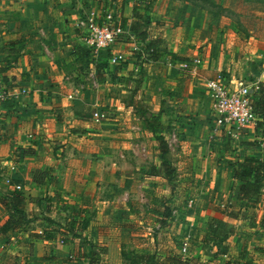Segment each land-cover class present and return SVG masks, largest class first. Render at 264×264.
Returning a JSON list of instances; mask_svg holds the SVG:
<instances>
[{
    "label": "crops",
    "instance_id": "crops-1",
    "mask_svg": "<svg viewBox=\"0 0 264 264\" xmlns=\"http://www.w3.org/2000/svg\"><path fill=\"white\" fill-rule=\"evenodd\" d=\"M119 2L123 17L133 24V2ZM165 2L178 14L172 20L159 15ZM117 3L104 16L105 6L99 0H0V91L8 92L0 103V198L14 189H24L26 197L37 198L45 185L54 183L67 194L76 193L79 200L92 199L97 222L112 223L120 208L126 220L133 216L143 220L154 211L144 207L145 196L140 201L134 198L133 189L139 184L142 191L153 189L154 183L146 177L151 174L147 160L150 151H160L144 144L139 148L132 137L144 130L149 112L160 110L166 102L169 106L161 111L160 119L171 122L172 128L164 134L170 146L164 158L185 171L183 177L189 176L188 181L198 185L195 194L200 195L187 211L188 225H194L192 239L200 236L198 223H206V217L213 223L224 220L237 228L228 243L223 241V249L239 252L234 260L223 252L220 263L264 264V229L252 228L251 213L230 202L240 185L232 165L248 156L264 160L263 118L259 116L247 127L239 142L233 141L225 131L216 129L214 102L206 87L220 73L229 86L244 82L253 93L264 84V0H162L154 13H148L152 17L144 29L147 41L135 39L143 45L154 44L158 58L152 62L139 60L132 51H106L98 58L78 51L84 44L77 20L93 10L104 20L118 21ZM235 14L238 22L230 19ZM235 21L238 28L233 32L230 27ZM222 23L227 29L219 27ZM114 53L126 55L115 66L109 63ZM96 111L105 115L102 122L95 121ZM137 130L141 132L137 134ZM170 131L178 134L176 146L169 145ZM117 152L120 156L125 153L126 158L110 159ZM158 160L155 169L164 170L160 156ZM262 194L253 215L257 223L264 214V187ZM116 199L123 206L118 208ZM215 201H228L227 213L215 209ZM0 210L4 222L7 217L3 219L1 203ZM158 220L156 227L161 230ZM177 220L168 229L188 227ZM243 227L253 231L242 232ZM36 242L51 248L54 240ZM113 246L109 244V248ZM216 249L214 243L197 246L194 252L190 248L192 260L211 264L208 254Z\"/></svg>",
    "mask_w": 264,
    "mask_h": 264
},
{
    "label": "rangeland",
    "instance_id": "rangeland-1",
    "mask_svg": "<svg viewBox=\"0 0 264 264\" xmlns=\"http://www.w3.org/2000/svg\"><path fill=\"white\" fill-rule=\"evenodd\" d=\"M129 1L133 2V7L137 4L139 6L140 12L146 11L144 16L150 18L152 16H148V13H154L155 7L157 6L158 9V6H160V4L157 3H161L162 0ZM169 1L170 0H168V2ZM147 5L148 8L146 7ZM177 7H179V3H177ZM159 15L162 17L167 16V19L170 20H172L174 16H178V14H176V10H174L171 4L168 6V3L166 2L161 5V11L159 12ZM240 15V18L242 19V14ZM97 19L101 21L104 20L102 17H98ZM230 19H233L234 21L238 19V16H236V14L231 15ZM236 21L238 22V20ZM236 21L234 23L231 22L230 28H232L233 32L237 30H235V28H238ZM258 24L259 23H256L253 25V27L257 28ZM219 27L227 29L226 27H223V23ZM125 38H128L129 40L122 39L118 41L110 51H133V45L136 43L139 44L138 41L132 40L133 38L129 37V35ZM242 41H246L245 38L242 39ZM80 47L81 50L78 49V51H86L87 49L90 50L84 45ZM249 78H251V76ZM161 105L162 106L160 110L154 109L156 112H149L150 119H148V121H143L142 126L144 130H141L142 132L137 130V134L140 132L141 134H138L136 137H132V142L134 144H138L139 148H141L144 144L146 147L148 146V148L155 147V149H159L160 151V146L162 145L158 137H163L168 145L169 137L167 139L164 134L168 135L167 130H171L172 126L171 122L168 120L160 119V113H163L161 111L167 110L169 104L163 102ZM167 123H170V125ZM170 132L171 135H169V145L176 146L178 134L176 131ZM174 135H176V141L172 142ZM169 151L170 150L168 149V152ZM119 152L113 153L110 159H113L114 161L124 160L126 158L124 157L126 154L121 153L120 156ZM150 152L151 154H149L147 163L149 166V172L152 175L150 174V176L146 177L149 178V180H152L154 183L151 186L153 191H142V188H140L141 184H139L133 189L135 194L132 195L134 198H138L140 201L141 197L144 198L145 196L146 200L144 207L148 205L149 207L151 206L150 209H156L160 206L164 199L167 200L172 196L175 197L178 206L180 205L181 201L186 199V197L190 196L189 199H194V197L198 199V196L200 195L195 194L198 185L188 181L189 176L186 178L183 177L185 171L175 164V173L172 174L171 180H168L164 172L165 170L159 171L154 167V165L160 161L158 159L159 156L161 158V152L159 153L160 155L156 151ZM144 159L142 160L143 162ZM192 178L196 180L198 179L196 176H193ZM45 186L46 190H43L44 193L38 194L39 196L37 198H31V196H27V216L24 221V228L21 231L11 233L8 236H3L0 234V264H89L90 262H88L87 256L91 255L92 251H96L98 255V257L96 255L95 258L97 259L93 261V264H111L110 258L114 261V264H133L132 262L134 258L136 257L139 259V257H141L144 252H149L155 255L157 258V264H161L162 262L167 261L169 254L176 255L181 251V245L186 236L185 232L188 228L186 226V230H184L185 228L182 226L175 228L174 231H172V227L169 229L167 227L159 230L156 227L158 224L157 219L159 218L156 216L155 212L151 211L148 212L149 215L144 217L143 220L138 216H133L131 221L126 220L127 218L123 216L124 210L119 207L123 206V203L121 201L119 203L117 200L118 198L116 199V203H119L117 207L120 209L115 212L118 215L112 217V223L110 221L102 220L97 222L95 221L97 217V209L92 199L85 200L82 198L79 200L76 193L73 192V194H67L63 187L59 188L58 185L54 183H49ZM120 188H123V185H121ZM22 191H24V189H22ZM123 191L124 190L121 189L120 195L124 194L122 193ZM1 200L2 199L0 198V201ZM213 205L216 206L215 209H217L219 212L223 210L226 211L227 207L229 206L228 201H221L219 203L215 201L213 202ZM222 205H226V208L222 207ZM197 209L199 211L200 208L197 207ZM179 211H177V214H173L174 220L181 218V213ZM2 214H4V212ZM6 217L7 215L5 214L3 219ZM86 217L90 220V222L86 229L83 230L84 219ZM141 217L143 216L141 215ZM238 217L239 216H236L232 219L235 220V218ZM48 219L53 221V224L49 225V228L52 227L55 232H60L56 234V239L54 240L51 248H44V244L36 242L34 236L36 234L41 235V232L43 233L45 229L43 228V224H50ZM206 219L208 220L206 223L202 225L200 222L198 223L200 230L198 229L197 234L200 236L195 238L194 235L192 239L193 245L191 244L192 252L195 251L197 246H202L205 243L213 240L215 236H213L210 230H213L215 233L219 232V234L222 235L221 237H224L225 235V242L227 241V243L236 232L235 229L237 227H230V224L224 220L223 222H219L220 220L216 219L218 223H213L209 217H206ZM177 221L182 224H187L190 220L188 218V214H186L184 219L181 218ZM206 226L208 228L207 230L209 231L208 233L211 234L206 232ZM246 230L247 229L243 227L242 232H246ZM247 231H250L251 233L253 230L248 229ZM242 232L238 231V234ZM216 241L217 240H215L213 243L216 246L217 251L215 253L208 254V256H212L211 264H221L219 256L223 252L229 253L232 260H234L239 250L228 247L223 249V242ZM111 243L114 246H117L109 248V244ZM108 253L110 254L108 255ZM193 254L188 256L187 261H191V264H203L200 261H193ZM44 257H47V260H45ZM197 260H199V258H197ZM257 263L258 261H251L245 264Z\"/></svg>",
    "mask_w": 264,
    "mask_h": 264
},
{
    "label": "trees",
    "instance_id": "trees-1",
    "mask_svg": "<svg viewBox=\"0 0 264 264\" xmlns=\"http://www.w3.org/2000/svg\"><path fill=\"white\" fill-rule=\"evenodd\" d=\"M124 1L125 0H123V2ZM202 1L208 2L209 0H202ZM99 2L105 6L104 16L109 14L112 4L114 2H118L119 3V4L117 3L118 14H120V17L118 18L119 19L118 23L125 30L127 31L130 30L132 35L136 36V38L139 41H147L148 34H147V30L144 29H146L147 25L149 24L148 23L149 17L148 18L144 17L143 13L140 12L139 6L137 4L134 5V9H133L134 23L132 24V21L130 19L123 17V5L121 4V2H119V0H99ZM146 7L148 8V5ZM146 46L148 48L155 49L156 52H155L154 60H157L158 53H157V49L154 47V44L149 43ZM79 50H81V48ZM105 52H101L100 56ZM85 54L87 57H89L91 54H93V52L87 49L85 51ZM104 66L106 67V64H104L102 67ZM252 96L254 100L255 111L259 116L263 118V122H264V84L260 86V90L258 92L252 93ZM258 125H260V123ZM158 139L160 140L162 145L160 146L161 158L163 163L162 167L165 170L164 172L168 180H171L172 174L175 173L174 165H172L171 162H169L164 158L165 155L168 153L169 147L163 137H158ZM232 168L234 171V178L238 182H240L239 183L240 185L236 187L235 193L232 194L230 198L231 204L236 203L241 208L242 211L246 210V214L251 213L249 220L252 221V223L250 222V224L253 226L252 228L258 227L260 229H264V214L261 216L259 223H257L253 218L254 210L259 206L260 198L262 196V188L264 187V160H261L256 157L248 156L245 158V160L242 163L233 164ZM189 197H186L184 201H181L180 205L178 206L175 197L172 196L169 197L167 200L164 199L159 207L153 209L156 216L160 220L158 221L162 228H167L169 226V223H171L174 220L173 214L176 209L180 210L181 218L183 219L185 218V215L187 214L188 211V201L191 200L189 199ZM26 199L27 197L25 195V192L22 191V189L21 190L14 189L13 191L8 192L5 195V197L0 201L1 205L3 206L6 212L5 214L7 215V219L4 222L1 221L2 224L0 226L1 235H6L11 231H16V232L21 231L24 228V221L27 216ZM221 212L224 214L227 213V211L224 210ZM48 222L50 224L48 225L43 224V228H45L43 233H41V235L36 234L34 236L36 241H43V240L53 241L56 239V234L59 233L60 231L55 232V230L52 229V227L49 228V225H52L53 221L48 219ZM89 222L90 220L86 217L84 219L83 230L86 229ZM213 236H215L213 240L207 243L211 244L215 242V240H217L216 242H223L225 241L226 238L225 236L221 237L214 234ZM96 255H97L96 251H92L91 255L87 256L88 262L93 264V261L97 259L95 258ZM169 255L167 261L162 262L161 264H191V261H187V260L185 261L180 253L176 255H171V254ZM135 258L132 262L133 264H157V258L155 257V255L149 252H144L143 255L139 257V259L138 258L135 259ZM44 259L47 260V257H44Z\"/></svg>",
    "mask_w": 264,
    "mask_h": 264
},
{
    "label": "built area",
    "instance_id": "built-area-1",
    "mask_svg": "<svg viewBox=\"0 0 264 264\" xmlns=\"http://www.w3.org/2000/svg\"><path fill=\"white\" fill-rule=\"evenodd\" d=\"M75 2H86L87 0H70ZM99 16L95 11L91 10L87 15H84L76 22V27L80 32L82 43L87 46L95 58H98L101 52L110 51L118 41L129 37L135 40L134 36L128 30H125L118 21L112 18L106 20H98ZM136 41V40H135ZM132 54L142 61L152 62L155 57V49L148 48L143 44H134ZM126 55L124 53H114L109 59V63L113 66L119 65L124 61ZM201 61L196 60L199 64ZM185 68L189 67L185 63ZM208 92L214 102L215 110V126L217 130L225 131L226 135L235 142H239L242 138L244 130L251 124H255L259 115L254 108V100L252 89L244 82H239L235 87L229 86L225 80V75L220 73L215 79H210L206 82ZM8 93V92H7ZM7 93L0 91V103L6 100ZM96 122H102L105 115L101 111L94 113ZM176 141L174 135L172 142ZM19 188V187H18ZM194 200L188 201V209L194 207ZM224 207V206H222ZM194 225L190 222L187 228V234L182 242L180 254L186 261L191 254L192 230ZM42 233V232H41ZM228 260V256L224 255ZM229 261V260H228ZM227 264H229L227 262Z\"/></svg>",
    "mask_w": 264,
    "mask_h": 264
},
{
    "label": "water",
    "instance_id": "water-1",
    "mask_svg": "<svg viewBox=\"0 0 264 264\" xmlns=\"http://www.w3.org/2000/svg\"><path fill=\"white\" fill-rule=\"evenodd\" d=\"M253 92V91H252Z\"/></svg>",
    "mask_w": 264,
    "mask_h": 264
}]
</instances>
